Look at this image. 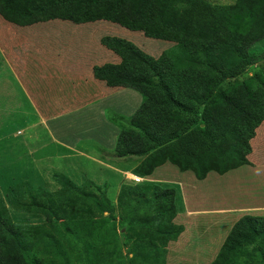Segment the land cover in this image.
Returning a JSON list of instances; mask_svg holds the SVG:
<instances>
[{
  "label": "trees",
  "instance_id": "1",
  "mask_svg": "<svg viewBox=\"0 0 264 264\" xmlns=\"http://www.w3.org/2000/svg\"><path fill=\"white\" fill-rule=\"evenodd\" d=\"M0 14L20 25L105 20L174 43L156 58L126 39H101L121 61L95 66V77L143 96L140 108L121 126L114 151L118 158H140L136 175L150 176L170 162L203 180L211 171L225 174L252 164L251 141L264 122V75H244L264 60V0H237L235 5L208 0H0ZM55 177L63 184L59 190H29L26 200L14 203L45 216L47 225L18 227L0 200V264H70L58 235L73 237L80 226L94 221L93 189L107 193L108 187L88 178L77 185L62 174ZM179 202L175 189L143 181L123 185L116 204L105 195L99 212L113 215L119 209L128 230L139 235L133 243L134 264H165L158 240L164 243L160 236L175 239L184 231V225L174 223ZM142 223L152 227L138 231ZM252 245L264 264V217L245 215L212 264H241V255Z\"/></svg>",
  "mask_w": 264,
  "mask_h": 264
},
{
  "label": "rangeland",
  "instance_id": "2",
  "mask_svg": "<svg viewBox=\"0 0 264 264\" xmlns=\"http://www.w3.org/2000/svg\"><path fill=\"white\" fill-rule=\"evenodd\" d=\"M208 1L217 5H235L237 2V0ZM7 21L9 27L14 26L10 23L17 24L16 22ZM22 26L26 27L24 32L27 42L44 40L47 46L38 48L25 45L24 48L19 47L18 58L21 57L22 61L20 59L15 60L17 54L12 50H8L4 57L0 52V63L4 62L3 66H0V200H3L7 206L14 224L18 227L28 226L34 228L47 225L46 217L17 209L14 207V203L18 199L26 200L29 190L57 191L63 184L59 182L57 177L52 180L50 176H46L47 179H39L40 176L45 177V174L37 173L36 166L31 159L27 157L19 159L11 145H18L25 139H28L26 145H32L36 140V137H32L33 131L29 128L34 122L39 121L38 113L41 110V103L49 104L54 98L52 86L55 68L53 62L59 55L62 59L71 55L72 53L66 51L65 47L71 44V39L77 40V38L82 40L78 49L80 47V49H83V45H89L102 51L106 60L104 63H115L120 60L118 55L101 44V39L105 36H116L131 41L144 52L156 58L163 51L172 47L174 43L149 38L145 36L144 32L131 31L118 23L105 20L75 24L70 21L53 19ZM32 29H34L36 36H34ZM57 29H71L74 36L69 30L63 31L61 35L60 33L56 34ZM74 44L79 45V42L75 41ZM59 50H61L60 53ZM73 55H75L77 61H80L79 54ZM256 72L264 75V60L249 66L244 76L249 77ZM81 84L75 79L74 91L76 93L80 91ZM43 105L42 110H45ZM39 129L42 131L40 134L42 141L48 142L49 137L44 129L42 127H39ZM263 136L264 122L251 141L254 156L261 154ZM19 147L21 152H25L24 145ZM102 149L101 156L107 162L115 166H123V163H119L118 160L115 161L118 157L114 155V149L109 146H103ZM85 167L84 163L76 160V169L80 171L79 173ZM245 168L248 169L249 167L244 166L225 174L212 172L204 181L197 180L194 172H180L171 164H167L156 171V177L164 178L162 179L164 187L173 188L177 191L180 200V211L178 210L174 223L185 227L184 231L178 234L175 239L167 233L160 236L165 240L164 243L160 242L162 240H158V243L162 244L165 264H212L222 250L235 224L243 216L264 217V214H261L263 204L261 203V178L244 173L245 170L242 169ZM110 174L109 172L104 174L101 171L100 175V178L104 176V180L109 186L107 193L104 190L93 189L97 195V198H91L93 208L91 219L94 221L90 222L88 226L82 225L78 229L76 228L77 231L76 234L72 235L73 237L58 235L68 250L71 258L70 264H134L135 249L133 243L139 235L128 230V224L121 220L119 209L113 215L108 212H99L105 204H99V202H103L105 195L114 204H116L118 198L122 181L112 179L116 176ZM189 177H192L193 180H189ZM75 178L76 180H73V182L77 185L85 184L86 180H81L82 178L79 175ZM181 179L188 181L190 184L188 188L190 190L189 196L192 199L194 197V200L189 198V201L191 200L189 205L194 207V209L188 210L190 214H186L188 212L184 210L188 206V199L184 200V196L182 197L184 181H181ZM226 203L232 204L228 207L236 209V214H224L216 216V218L210 216L199 217L193 214L197 208L203 210L226 208ZM106 217L110 221L108 225L102 223V219ZM86 218H89V214ZM139 227L140 230L138 231H146L152 225L151 223H142L139 224ZM49 259L50 257L42 256L45 263ZM239 261L241 264H247V262L259 263L261 261L262 264V254L260 255L258 251L254 250L252 245L241 255Z\"/></svg>",
  "mask_w": 264,
  "mask_h": 264
},
{
  "label": "crops",
  "instance_id": "3",
  "mask_svg": "<svg viewBox=\"0 0 264 264\" xmlns=\"http://www.w3.org/2000/svg\"><path fill=\"white\" fill-rule=\"evenodd\" d=\"M10 24L14 26H7L5 18L0 14V52L3 57L6 56L8 50H12L17 54L15 60H21V57L18 58L19 47L24 48L25 45L38 48L47 46L44 40L27 42L24 32L26 27L14 23ZM32 30L34 36H36L34 29ZM65 30H69L73 35L71 29ZM65 30L57 29L56 34L60 33L61 35ZM75 41L79 42V45H75ZM81 41L79 38L77 40L71 39V44L66 45L65 48L66 51L72 54L65 56L63 59L59 55L53 62L55 68L52 86L54 98L50 102L51 104L41 103V110L38 113L39 121L34 122L29 128L33 131L32 137H36V140L32 145H26L28 139H25L18 145L12 144L11 148L14 149L15 155L19 159L24 157L31 159L36 166L37 173L45 174V177L40 176L39 179H47L50 176L52 180L55 175L62 174L75 181V176L79 175L82 178L81 180L88 178L98 185H106L109 189L104 176L100 178L101 171L104 174L109 172L110 175L116 176L112 179L122 181L120 191L123 185L133 184L131 178L136 175L134 169L137 167L140 158H117L115 161L118 160L119 163H123V166H115L101 156V153H103L102 147L109 146L111 149H116L121 126L126 124L127 119L131 118L140 108L143 103V96L131 88L109 86L105 81L97 79L93 69L95 66L106 64L104 63L106 61L104 53L89 45H83V49H80L81 47L78 49ZM60 52L61 50H59ZM76 53L81 57L80 61L75 59L73 54ZM5 59L7 61L6 57ZM115 61L117 60L115 59ZM120 61L121 59L115 64L120 63ZM3 63H0V66H3ZM75 79L82 83L80 91H77L78 94L74 91ZM42 105L45 110H42ZM39 127H42L49 137L48 142L42 141L40 136L42 131ZM262 140L261 154L254 156L252 151L253 153L249 155L252 164L244 165L249 168L242 170H245L244 173L253 174V177L261 178V203H263L261 214H264V139ZM21 145H24L25 152L19 150ZM76 160L86 166L84 169L82 168L81 173L76 169ZM167 164L175 166L180 172H189L181 171L178 166L167 162L157 167L150 176L143 177L144 181L161 182L163 184L162 179L164 178L155 175L159 168ZM212 172L214 171L210 173ZM209 174L205 179L199 181L206 180ZM188 179L193 180L192 177ZM181 181H184L182 197L184 196V200L188 199V206L184 209L188 213L184 212L190 214L188 210L194 209L193 205H189L191 201H189V198L192 199L189 196L190 190L188 189L190 184L185 179H181ZM192 200H194V197ZM231 205L226 203V208L210 210L197 208L193 214L199 217L210 216L213 218L224 214H236V209L228 207Z\"/></svg>",
  "mask_w": 264,
  "mask_h": 264
},
{
  "label": "built area",
  "instance_id": "4",
  "mask_svg": "<svg viewBox=\"0 0 264 264\" xmlns=\"http://www.w3.org/2000/svg\"><path fill=\"white\" fill-rule=\"evenodd\" d=\"M131 179H132L133 183H136V184L144 181L143 177H141L139 175H133Z\"/></svg>",
  "mask_w": 264,
  "mask_h": 264
}]
</instances>
